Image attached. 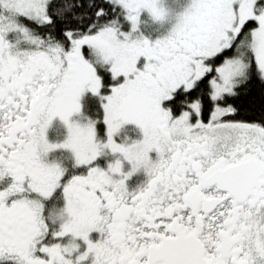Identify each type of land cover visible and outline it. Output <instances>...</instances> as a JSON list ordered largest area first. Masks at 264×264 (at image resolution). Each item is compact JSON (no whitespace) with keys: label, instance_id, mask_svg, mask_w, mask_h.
Here are the masks:
<instances>
[{"label":"snow or ice","instance_id":"1","mask_svg":"<svg viewBox=\"0 0 264 264\" xmlns=\"http://www.w3.org/2000/svg\"><path fill=\"white\" fill-rule=\"evenodd\" d=\"M0 264H264V0H0Z\"/></svg>","mask_w":264,"mask_h":264},{"label":"flooded vegetation","instance_id":"2","mask_svg":"<svg viewBox=\"0 0 264 264\" xmlns=\"http://www.w3.org/2000/svg\"><path fill=\"white\" fill-rule=\"evenodd\" d=\"M61 125L62 124L59 120H56L53 122V125L49 129L48 134H47L48 140L50 143H62L65 140L62 137L64 135L63 133H66L67 131L64 130V128L62 131H60V128H62V126H63V125L62 126ZM55 138H57L56 141L54 140ZM140 138L142 139V134H141ZM69 155L70 154L68 152L65 154V152L63 153V152H60V150H56V151L49 154L48 159H49V161L66 160L69 157ZM113 159H115V157H110L108 162H111ZM100 164H101V166H106V164L104 162H100ZM129 168H130V165H127V163H125V171L129 170ZM145 179H146V177L144 176V174L142 172L137 173L128 181L129 187L135 188L138 184L143 182Z\"/></svg>","mask_w":264,"mask_h":264},{"label":"rangeland","instance_id":"3","mask_svg":"<svg viewBox=\"0 0 264 264\" xmlns=\"http://www.w3.org/2000/svg\"><path fill=\"white\" fill-rule=\"evenodd\" d=\"M58 125V124H57ZM62 126V125H61ZM63 126H62V128H60V131H62L63 130ZM64 130H66L65 128H64ZM64 135H63V137L62 138H64V139H66V136H67V132L66 133H63ZM141 132H140V130L135 126V125H126V126H124V128L122 129V131H121V134H120V138L119 139H123V138H127L129 141H132V140H140L141 138H140V136H141ZM55 141L57 140V138H55L54 139ZM60 152H65V154L67 153L66 151H64V150H60ZM110 157H112V156H109V157H107V158H101L100 159V162H104L105 164H107L108 163V160L110 159Z\"/></svg>","mask_w":264,"mask_h":264}]
</instances>
